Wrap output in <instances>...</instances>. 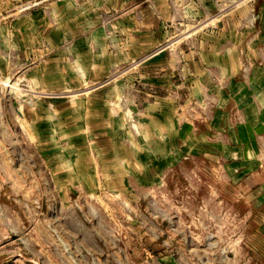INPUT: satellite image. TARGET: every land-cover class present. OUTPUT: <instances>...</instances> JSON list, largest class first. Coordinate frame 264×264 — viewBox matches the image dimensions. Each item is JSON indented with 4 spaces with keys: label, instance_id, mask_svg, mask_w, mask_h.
<instances>
[{
    "label": "rangeland",
    "instance_id": "obj_1",
    "mask_svg": "<svg viewBox=\"0 0 264 264\" xmlns=\"http://www.w3.org/2000/svg\"><path fill=\"white\" fill-rule=\"evenodd\" d=\"M263 37L264 0H0V264H264V190L204 152L152 179L97 158L142 108L203 132V61Z\"/></svg>",
    "mask_w": 264,
    "mask_h": 264
},
{
    "label": "crops",
    "instance_id": "obj_2",
    "mask_svg": "<svg viewBox=\"0 0 264 264\" xmlns=\"http://www.w3.org/2000/svg\"><path fill=\"white\" fill-rule=\"evenodd\" d=\"M262 39L260 44L249 42L245 62L238 56L231 65L207 60L203 61V71L196 63L189 62L190 69H201L203 132L193 135L189 124L172 126L168 117L175 114L171 111L142 108L138 113L145 118L136 123L141 136L128 140V131L122 129L120 121V130L116 133L120 136L119 143L113 140L100 146L104 154L97 158L105 161L108 170L114 172L112 175L118 172L115 177L128 173L129 164L137 163L134 178L152 179L161 169L177 163L180 157L197 158L204 152L211 164H218L236 180L233 186L236 194L251 195L254 199L255 191L264 190V37ZM210 66L215 67L213 82L208 79ZM161 115L167 116L164 123H160ZM117 124L114 121L110 128L116 131ZM158 132L166 134L164 140ZM145 138L147 142H143ZM183 153L185 155L180 156Z\"/></svg>",
    "mask_w": 264,
    "mask_h": 264
}]
</instances>
